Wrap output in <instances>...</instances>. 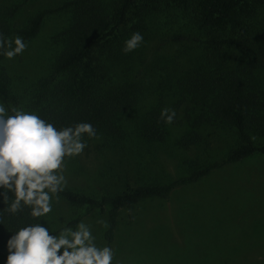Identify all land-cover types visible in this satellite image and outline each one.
Listing matches in <instances>:
<instances>
[{
	"label": "trees",
	"instance_id": "trees-1",
	"mask_svg": "<svg viewBox=\"0 0 264 264\" xmlns=\"http://www.w3.org/2000/svg\"><path fill=\"white\" fill-rule=\"evenodd\" d=\"M262 7L264 0H64L56 7L36 11L23 27L13 30L28 40L37 35L48 15L69 14L64 47L51 63L50 73L33 84L35 99L25 107L58 127L90 122L97 135L83 139L99 141L96 149L100 151L106 148L122 154L108 168L117 172L118 179L105 185L108 188L99 197L67 186L59 194L71 205L106 209V243L113 239L120 209L149 198L167 199L176 188L217 168L255 153L264 154V143H254V139L264 137V100L251 83L257 72H264V24L254 22ZM168 8L188 10L193 23L186 34H172L168 41L202 45L205 51L173 80L172 95L178 94L186 108L184 116L176 115L170 124L161 118L162 108L132 116L143 86L130 77H116L113 68L118 54L113 49L122 46L133 31L146 34L150 18ZM192 28L201 36L190 34ZM8 33L7 25L0 21V35ZM21 100L1 67L0 101L23 106ZM226 128L232 130L235 143L222 159L192 167L166 183L139 182L145 158H153L159 147L185 150L197 143L209 145ZM191 163L196 164L194 160ZM132 180L134 186L130 185ZM26 212L18 219L5 216L4 221H31ZM79 220L69 222L74 226Z\"/></svg>",
	"mask_w": 264,
	"mask_h": 264
},
{
	"label": "rangeland",
	"instance_id": "rangeland-1",
	"mask_svg": "<svg viewBox=\"0 0 264 264\" xmlns=\"http://www.w3.org/2000/svg\"><path fill=\"white\" fill-rule=\"evenodd\" d=\"M63 1L0 0V21L9 30L3 37L16 36L13 30L23 27L36 11L56 7ZM191 18L188 10L165 9L150 18L149 31L142 34L140 47L128 53L122 51L123 44L113 49L118 53L113 66L116 77L124 75L143 86L132 116L153 107L170 108L176 115L184 116L186 103L178 94L172 95L173 80L205 51L202 45L176 44L168 39L172 34H186L193 24ZM254 22L264 24V7ZM68 24L67 12L52 13L35 37L24 40L27 48L23 54L12 60L0 57V68L8 74L12 90L21 96L24 107L35 99L33 84L50 73L51 63L63 49V33ZM190 32L201 36L197 29ZM251 83L264 100V72H257ZM220 132V138L209 145L197 143L185 150L159 147L157 153L153 151L154 156L151 154L153 158H145L146 167L139 182L166 183L187 174L192 167L222 159L235 143V135L228 128ZM85 142L87 147L81 155L66 158V186L99 197L118 179L117 172L108 168L122 154L96 149L99 141ZM254 143H264V137L254 139ZM120 182L121 179L115 183ZM130 185H135L134 180ZM105 210L71 205L60 197L45 219L52 230H57L61 225L55 216L66 222L79 218L91 226L97 243L103 244ZM16 223L4 221V227L0 225V264L6 255L8 231L14 230ZM109 244L116 253L114 264H264V154L255 153L217 168L194 183L176 188L167 199L149 198L120 209Z\"/></svg>",
	"mask_w": 264,
	"mask_h": 264
},
{
	"label": "clouds",
	"instance_id": "clouds-1",
	"mask_svg": "<svg viewBox=\"0 0 264 264\" xmlns=\"http://www.w3.org/2000/svg\"><path fill=\"white\" fill-rule=\"evenodd\" d=\"M143 39L140 32L133 31L124 40L122 51L137 49ZM26 48L21 36L0 35V56L12 60ZM160 116L170 124L176 112L162 108ZM96 135L90 122L58 127L36 111L0 101V225L5 216L18 219L25 215V209L27 217L35 221L18 220L14 230L8 231L3 264H114V248L98 244L88 223L79 220L73 226L55 216L61 227L52 230L45 219L68 183L66 158L81 155L87 147L83 138Z\"/></svg>",
	"mask_w": 264,
	"mask_h": 264
}]
</instances>
